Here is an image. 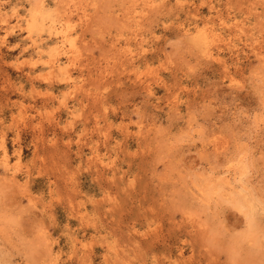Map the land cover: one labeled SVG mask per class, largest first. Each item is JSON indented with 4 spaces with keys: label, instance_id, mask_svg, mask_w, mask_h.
Masks as SVG:
<instances>
[{
    "label": "rangeland",
    "instance_id": "1",
    "mask_svg": "<svg viewBox=\"0 0 264 264\" xmlns=\"http://www.w3.org/2000/svg\"><path fill=\"white\" fill-rule=\"evenodd\" d=\"M0 264H264V0H0Z\"/></svg>",
    "mask_w": 264,
    "mask_h": 264
},
{
    "label": "bare ground",
    "instance_id": "2",
    "mask_svg": "<svg viewBox=\"0 0 264 264\" xmlns=\"http://www.w3.org/2000/svg\"><path fill=\"white\" fill-rule=\"evenodd\" d=\"M143 1V0H142ZM150 1V0H149ZM148 1H146V3H147ZM148 4V3H147ZM150 4V3H149ZM148 6V5H147ZM132 8V7H131ZM148 9V8H147ZM133 15V14H132ZM141 15V14H140ZM140 15H138L139 17H140ZM136 16V15H135ZM144 16V15H143ZM128 19V18H127ZM117 20V19H116ZM112 23V22H111ZM125 24V23H124ZM144 24H145V22H144ZM144 28V27H143ZM136 35V34H135ZM214 38V37H213ZM134 40V39H133ZM135 41V40H134ZM115 47V46H114ZM111 48V47H110ZM121 48V47H120ZM113 49V48H112ZM115 50H116V48H115ZM118 53V52H117ZM136 53V52H135ZM58 58V57H57ZM56 61V60H55ZM54 61V62H55ZM122 61V60H121ZM125 61V60H124ZM128 61V60H127ZM51 63V62H50ZM57 63V62H56ZM122 64V63H121ZM107 68V67H106ZM45 74V73H44ZM141 77V76H140ZM154 78V77H153ZM77 87V86H76ZM10 89V88H9ZM88 95V94H87ZM49 105V104H48ZM43 115V114H42ZM42 128V127H41ZM82 142V141H81ZM98 160V159H97ZM235 182H236V180H234ZM229 183V182H228ZM18 186V185H17ZM26 190V189H25ZM28 192V191H27ZM45 212V211H44Z\"/></svg>",
    "mask_w": 264,
    "mask_h": 264
}]
</instances>
